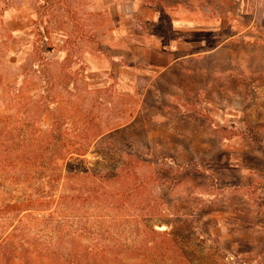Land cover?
<instances>
[{
    "label": "rangeland",
    "instance_id": "1",
    "mask_svg": "<svg viewBox=\"0 0 264 264\" xmlns=\"http://www.w3.org/2000/svg\"><path fill=\"white\" fill-rule=\"evenodd\" d=\"M0 2L20 6L23 20L8 27L25 29L7 43L0 18V113L21 118L18 98L48 86L68 152L86 144L87 164L96 144L137 151L122 160L166 163L174 175L158 181L139 169L132 193H122L125 182H103L88 199L79 187L94 182L79 176L0 180L9 264H39L35 249L47 247L46 264L63 263L56 251H85L83 264L104 255L114 264H264V0H141L135 12L121 2L116 13L111 0ZM150 35L160 49L149 47ZM41 105L29 112L36 132L28 129L24 144L39 145L38 116L52 127ZM126 123V136L93 140ZM44 212L52 222L39 218ZM169 219L177 244L156 236L145 245V227L169 231Z\"/></svg>",
    "mask_w": 264,
    "mask_h": 264
},
{
    "label": "trees",
    "instance_id": "2",
    "mask_svg": "<svg viewBox=\"0 0 264 264\" xmlns=\"http://www.w3.org/2000/svg\"><path fill=\"white\" fill-rule=\"evenodd\" d=\"M39 71L40 69H38L37 72ZM41 91H45L46 93V95L43 97V100L41 101V106L44 108L41 114L49 118L52 129H43L41 127L43 124V116H38L37 123L39 124V126L37 136L39 145L37 146L34 143L24 144L23 136L25 135V133H27L28 129L32 128V124L35 120L29 115V112L33 109H37V107H40L41 103L39 104V106H37V97L39 96V98H42V95H39ZM47 97H50L49 88L48 86L43 85L41 89L36 91V95H29L26 98H18L16 104L22 110L21 118L15 119L11 118L9 115L0 113V180L2 183L6 182L7 180L8 182H12L22 179L23 181L29 183L31 177L33 179H40L45 176H52L53 179L60 180L62 179L61 176H65V179H67L66 176L69 175L79 176L82 179H90V181L94 182V184L85 183L86 186H82V188L81 186L79 187L81 191V197L83 199H88L90 197L97 198L99 196V190L103 182H106L109 185H113L114 183L122 185V183L125 182V188H127V191H122V193H132L133 191H135V187L132 186V181L137 175V170L139 169H145L144 171H142L144 175L153 172L154 175L158 177V181H166L168 180L167 177L171 178L172 176H174L172 173V166H167L166 163L160 162L156 163L155 165L153 163H146L144 165H138L136 167L134 163L136 161L124 162L122 158L127 156L139 155L137 151H135L134 153L122 149L108 151L106 148L99 146V144L93 146V150L96 154V160L87 163V165L86 161H84L86 159L83 158L88 151V146L81 143L79 147L73 149V151H67V149L65 148L66 141H64V137L66 136L64 135L68 133V129L63 124H61V115H59L58 117L54 116V108L50 107L52 102H48V100H45ZM144 97L145 95L143 96V98ZM88 120L89 122H95L96 127L100 126L99 117L94 116ZM132 121L133 120L131 119L130 122L132 123ZM119 122L121 121L119 120ZM127 125L129 124H116L107 131H96L93 134V140H95V142H110L112 140H115L119 136H126L128 134L127 130H129V127ZM35 132L36 131H34L33 129L31 132L30 129V133L28 135H34ZM76 135L80 136L82 139L87 140L91 133L81 130L78 131ZM155 158H157V156H155ZM62 166L65 169L64 173L61 170ZM69 168L71 169L70 172ZM152 168L154 169L151 171ZM184 176H187L186 171H183L182 173H180V176H177V182H180L181 179L184 178ZM59 203L61 204L62 202ZM57 205L59 204L56 203V206ZM52 215L53 212H44V214L38 216L40 219L44 220V222L49 223L52 222V220L50 219ZM163 224L169 226L170 230L160 231L153 229L151 226L145 227V245H149V243L153 241L156 236L164 238V240H166L167 242L171 241V243L173 242L174 244H177V228L171 225L170 219L168 221L165 220ZM59 238H61V235H58V239ZM5 242L6 239H2L0 241V253L5 259H3L2 264H9V262L6 261L5 251L2 250L1 252V249H3V245H5ZM51 248L52 247H47L42 249V251H39V249H35L38 250L37 255H40L39 257H43L40 259L39 264H46L45 262H47V260H50L49 258H52L54 253H51ZM136 251V249H131L132 254H136ZM55 253L57 257L63 260L62 264H83L80 257L85 253V251H83V253H81L79 256H77L76 253L68 251V258H66L64 254H59L57 251ZM52 263L53 262L49 264ZM87 263H89V261H86V264ZM112 263L113 262L105 255L103 257H96L94 258V260H92V264Z\"/></svg>",
    "mask_w": 264,
    "mask_h": 264
},
{
    "label": "crops",
    "instance_id": "3",
    "mask_svg": "<svg viewBox=\"0 0 264 264\" xmlns=\"http://www.w3.org/2000/svg\"><path fill=\"white\" fill-rule=\"evenodd\" d=\"M121 2H123V4H125V7L127 6L125 8V10H126L125 12H129V11L135 12L137 9L138 2H141V0H127V1L126 0H111V2H110L111 7L115 8V11H114L115 13H116V10H120ZM153 6H157V4L154 3V5H151V7H153ZM19 8H20L19 5H13L12 6L11 3H4L2 5V3L0 2V18L7 23L6 26L4 25V22L2 23L3 24L2 30L4 31L2 35L7 40V43H9L13 39H16V41L18 43L20 38H22L24 36L25 29L21 28V26H19V24L14 29L8 27L9 20H14L15 21L14 23H21V21L23 20L22 17H20L18 15L20 13V12L18 13ZM12 12H16L17 17L15 14L14 17L9 18V16L11 15ZM159 17L160 16L158 15V18L154 19V21L159 22ZM150 36L152 37V41L154 43L152 45H150L149 47L154 49V50L160 49V45H162V44H161L160 40L158 39V36H155V35H153V36L150 35ZM155 40H156V42H155Z\"/></svg>",
    "mask_w": 264,
    "mask_h": 264
}]
</instances>
